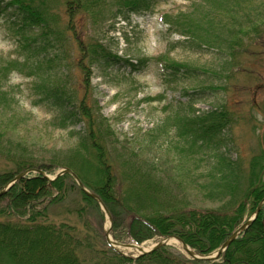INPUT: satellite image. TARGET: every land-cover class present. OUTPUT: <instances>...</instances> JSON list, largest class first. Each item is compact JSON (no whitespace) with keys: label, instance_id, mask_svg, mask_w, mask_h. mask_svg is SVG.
Instances as JSON below:
<instances>
[{"label":"trees","instance_id":"trees-1","mask_svg":"<svg viewBox=\"0 0 264 264\" xmlns=\"http://www.w3.org/2000/svg\"><path fill=\"white\" fill-rule=\"evenodd\" d=\"M158 1L0 0V14L10 9L24 55L23 61L0 63V107L11 104L6 89L9 72L27 67L39 77L35 88L40 102L58 112L61 126L82 124L80 130H73L78 144L64 161L58 156L48 160L35 157L26 142L12 139L0 126V159L5 166L0 168V190L27 169H41L49 175L65 165L105 204L113 219L115 237L130 236L140 243L154 236L175 235L208 255L264 200L263 145H258L248 158L239 153L234 157L230 152L234 119L229 109L223 106L198 111L195 107L204 90L219 87L204 86L191 93L186 90L190 100L179 103L157 130L161 136L173 132L176 142L171 146L184 158L200 154L210 164L204 175L208 182L205 194L222 205L201 210L190 207L188 201L174 193L165 175L158 173L156 162L126 146L119 153L108 119L87 104L86 98L78 101L65 82V71L62 75L57 72L69 67L70 46L77 48L81 60L78 66L86 76L94 67L102 71L120 64H128L133 70L143 68L148 58L134 63L121 57L98 37V30L109 21L112 28L118 17L128 19L133 13L149 11ZM248 3L254 0H193L188 10L167 13L165 22L171 33L184 37L179 44H187L196 52L214 50L238 59L251 51L246 47L251 43L250 36L257 34L264 23L260 14L252 19L243 17L249 20L246 22L238 18ZM225 16H229L228 21H224ZM160 59L165 60L164 69L171 80L181 75L199 76L198 68L188 63ZM117 162L123 167L122 183L115 169ZM71 176L67 173L50 180L44 174L31 172L0 196V212L18 216L15 221L0 218V264H264V207L217 260L188 257L168 245L132 259L120 254L103 237L101 247L96 235L81 233L69 223L40 221L52 203L75 191L91 212L100 209L99 200L77 187ZM125 182L128 187L121 192ZM118 191L121 195H117ZM118 229L122 231L120 235Z\"/></svg>","mask_w":264,"mask_h":264},{"label":"rangeland","instance_id":"rangeland-1","mask_svg":"<svg viewBox=\"0 0 264 264\" xmlns=\"http://www.w3.org/2000/svg\"><path fill=\"white\" fill-rule=\"evenodd\" d=\"M192 2L193 0H160L149 11L133 13L128 19L118 17L112 28H109L110 21L100 27L98 37L121 57L134 63L143 58L149 59L140 70H133L128 64H120L106 71L94 67L92 73L86 76L78 66L81 60L77 48L70 46L67 54L69 67L57 72L62 75L65 71V82L78 101L86 98L87 104L99 110L108 119L118 140L119 153L126 146L135 150L140 157L156 162L158 173L165 175L179 198L183 197L188 201L190 207L205 210L216 209L222 205L221 201L209 199L205 194V185L208 182L204 175L210 164L200 154L184 158L171 146V142H176L173 132L161 136L157 130L168 115L177 109L179 103L190 100L186 90L191 93L204 86L213 85L219 88L213 91L204 90L200 94L201 98L195 101V107L198 111L223 106L229 109L234 119L230 135L232 155L235 157L239 153L248 158L253 151L258 150V145L264 147V23L257 34L250 36L251 43L246 47L251 51L244 52L238 59L214 50L196 52L187 44H179L184 37L171 33L165 22L167 13L186 11ZM241 10L238 18L252 19L257 14L264 18V0H254V3H248ZM10 13L9 9L0 14V63L10 59L24 60L17 42L19 35L12 24L13 17ZM221 17L217 15V18ZM223 18L224 21L229 20V16ZM245 18V22L249 21ZM160 57L188 63L198 68L199 76L185 78L181 75L171 80L169 71L164 69L165 60ZM9 73L6 89L11 104L0 107V126L12 139L26 142L35 157L48 160L58 156L64 161L78 144L73 130H80L82 124L67 128L61 126L58 112L40 102L35 88L39 77L29 68H12ZM52 76L55 74L52 73ZM2 163L4 160L1 158L0 168L5 167ZM65 168L69 167L61 166L49 176L53 177ZM115 169L119 182H124V176L121 175L123 167L117 162ZM71 179L80 187L73 175ZM126 186L127 182L122 186L121 192L127 189ZM121 192L118 191L117 195H121ZM81 199L75 191L62 201L52 203L46 215L39 218L40 221L69 223L81 233L96 235L97 244L101 247L104 242L102 237L107 241L108 229L113 239L121 244L139 243L130 236L120 235V229L118 231L121 237H115L112 229L113 219L111 224L101 203L98 211L91 212V207ZM253 214L246 215L245 220ZM16 217L18 216H6L0 212V218L3 219L15 221ZM164 237L166 236H154L139 244L153 246L165 239ZM168 246L191 257L177 243H170ZM116 247L129 258L140 254L133 247Z\"/></svg>","mask_w":264,"mask_h":264},{"label":"water","instance_id":"water-1","mask_svg":"<svg viewBox=\"0 0 264 264\" xmlns=\"http://www.w3.org/2000/svg\"><path fill=\"white\" fill-rule=\"evenodd\" d=\"M31 172H36L39 174H44L46 177H48L51 180H56L58 177H60L63 174L66 173H70L71 175H73L75 177V179L78 181L80 187L86 191L87 193L91 194L93 197H95L97 200L100 201L101 205L103 206L104 210L107 212L108 217L110 219V222L112 224V217L108 212V209L106 208V206L104 205V203L99 199V197L94 194L91 193L85 186L84 184L81 182V180L77 177V175L74 173L73 170L69 169V168H65L62 169L61 171L57 172L56 175H54L53 177H50L49 175H47L43 170L41 169H37V168H32V169H27L25 171H22L21 173H19L13 180H11L9 183H7L1 190H0V196L3 195L5 192H7L11 186L19 179L23 178L24 176H26L27 174L31 173ZM264 205V200L259 204V206L257 207L256 211L254 212V214L248 218L247 220H245L231 235L230 237L214 252L208 254V255H204L201 254L199 252H197L195 249H193L192 247H190L182 238L175 236V235H170V236H166L164 237L165 239L159 241L158 243H156L153 246L148 247V249H145L143 247L141 248V252L139 255L136 256H132V258L137 259L140 256H143L147 253L153 252L155 250H157L158 248L165 246V245H169V243L166 242V240L168 238H176L179 241H181L182 243V248L188 253L189 256L193 257V258H197V259H205V260H215L217 259L228 247L229 245L246 229L248 228L251 223L256 219V217L258 216L260 210L262 209ZM106 237H107V241L108 243L113 246L114 248L117 249V245H123V246H128V247H136V246H142V244L139 243H130V244H121L119 242H117L116 240L113 239V237L110 234V229L107 230L106 232ZM122 255H126L124 252L118 250Z\"/></svg>","mask_w":264,"mask_h":264},{"label":"bare ground","instance_id":"bare-ground-1","mask_svg":"<svg viewBox=\"0 0 264 264\" xmlns=\"http://www.w3.org/2000/svg\"><path fill=\"white\" fill-rule=\"evenodd\" d=\"M166 242L167 243H177L178 245H180V246H182V243H181V241H179L178 239H176V238H173V237H171V238H168L167 240H166ZM140 247H143V248H145V249H148V247H146L145 245L144 246H136V247H133V248H135L137 251H139V252H141V248ZM150 247V246H149ZM132 248V247H131Z\"/></svg>","mask_w":264,"mask_h":264}]
</instances>
